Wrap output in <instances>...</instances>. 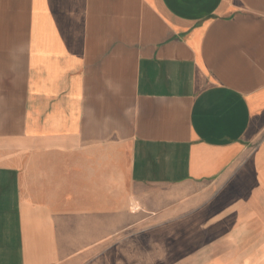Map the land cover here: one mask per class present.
I'll list each match as a JSON object with an SVG mask.
<instances>
[{
  "label": "crops",
  "instance_id": "obj_1",
  "mask_svg": "<svg viewBox=\"0 0 264 264\" xmlns=\"http://www.w3.org/2000/svg\"><path fill=\"white\" fill-rule=\"evenodd\" d=\"M140 227L264 264V0H0V264H133Z\"/></svg>",
  "mask_w": 264,
  "mask_h": 264
},
{
  "label": "rangeland",
  "instance_id": "obj_2",
  "mask_svg": "<svg viewBox=\"0 0 264 264\" xmlns=\"http://www.w3.org/2000/svg\"><path fill=\"white\" fill-rule=\"evenodd\" d=\"M151 233L154 242L148 243L147 235ZM124 234H133L134 259L133 264H172L173 260H158V236L157 228H134ZM144 257V258H142ZM125 261H119V263ZM125 264V263H124Z\"/></svg>",
  "mask_w": 264,
  "mask_h": 264
}]
</instances>
